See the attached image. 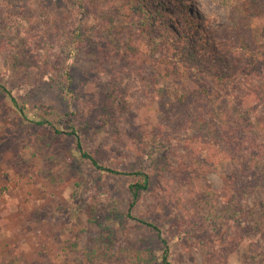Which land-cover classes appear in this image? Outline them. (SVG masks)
I'll return each instance as SVG.
<instances>
[{
    "label": "rangeland",
    "instance_id": "rangeland-1",
    "mask_svg": "<svg viewBox=\"0 0 264 264\" xmlns=\"http://www.w3.org/2000/svg\"><path fill=\"white\" fill-rule=\"evenodd\" d=\"M186 1L220 78L141 0H0V264H264V0Z\"/></svg>",
    "mask_w": 264,
    "mask_h": 264
},
{
    "label": "trees",
    "instance_id": "trees-1",
    "mask_svg": "<svg viewBox=\"0 0 264 264\" xmlns=\"http://www.w3.org/2000/svg\"><path fill=\"white\" fill-rule=\"evenodd\" d=\"M144 2V5L147 10L154 13L158 20L161 21L162 25H165L166 23L170 22L173 25H178V19H181L183 24V28L180 26L177 31L171 32L170 30L166 29L164 31L161 30V25L156 26V30L160 34V43L162 44V49L164 48V52L162 53V60L161 62L164 63L166 66H168V63L171 61L168 59L167 53L169 51H175L171 52V54L175 55L178 54L182 57H185L188 51V55H191L192 57H197L199 63L203 64L205 70L215 75V77H222L223 71L219 69H215L216 66V60L217 56L213 53V51H210L211 48V40L207 37L206 28L204 26V19L200 18L199 20L196 19H189L187 16V1L186 0H165V4H162L160 8L154 7L152 0H141ZM223 4H226L222 1ZM240 13H242V10H239ZM157 22V21H156ZM241 49L242 53L245 55V57L248 59V63L252 66H256L257 64L261 63L260 61L264 60V48L262 51L260 50H252L245 41H241ZM181 57V59H182ZM219 72V73H218ZM0 93L7 95L12 105L24 116V110L20 103L17 101L16 97L12 94V92L3 84H0ZM35 123L37 125L40 124H47L49 126L52 133L58 135L61 133L60 130L56 129L49 121H43V120H35ZM77 147L81 149L80 141H77ZM81 155L87 159L90 160V162L98 169L109 171L117 175H128L133 176L135 180L133 183H130L129 185V191L131 193V200L129 203L128 213L127 216L129 218L134 219L135 221L145 224L155 230L158 234L160 233L159 227L151 223L149 221H146L142 218L136 217L133 215L132 208L134 207L136 200L138 198V195L142 191H146L150 188L151 184V178L150 175L147 174L144 171H123L115 168H110L107 166H104L87 151L81 150ZM163 244V254H162V260L164 264H171L169 261V247L165 239H161Z\"/></svg>",
    "mask_w": 264,
    "mask_h": 264
}]
</instances>
